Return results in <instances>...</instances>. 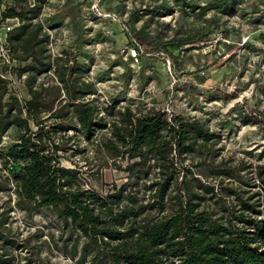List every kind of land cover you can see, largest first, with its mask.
<instances>
[{"label": "trees", "instance_id": "16d2710c", "mask_svg": "<svg viewBox=\"0 0 264 264\" xmlns=\"http://www.w3.org/2000/svg\"><path fill=\"white\" fill-rule=\"evenodd\" d=\"M238 1L210 0L201 7L188 0H159L152 8L131 13V18L135 23L146 16L159 21L173 10L168 7L173 3L190 19L197 11L203 16L215 12L203 27L227 34L222 20L234 15ZM44 4L14 0L0 13L5 25L19 20L11 31L5 30L8 57L0 59V145L16 129L14 142L0 150L1 170L15 188L18 206L54 210L77 233L73 258L83 240L79 264H264V208L255 200L261 194L251 192L256 184L244 181L235 168L220 170L226 164L215 165L219 134L199 119L169 118L162 110L138 117L125 108L110 125L93 97L98 94L95 83L80 80L84 68L75 58L51 55L41 19ZM146 32V27L135 31L136 44H144ZM179 37L175 32L170 43ZM196 39L170 45L178 49ZM153 40L156 47L161 44L156 33ZM12 72L25 77L27 99L13 92L8 76ZM225 97L235 100L238 94ZM104 112L109 113L108 108ZM71 121L88 142L110 125L111 138L102 147L126 161V182L99 192L85 184L79 169L61 164L72 141L66 134ZM195 155L199 160L192 168L214 167L215 176L238 181L246 189L238 191L221 180L218 192L207 175L199 178L186 166ZM256 176L264 186V167ZM232 198L236 206H228ZM7 221L0 219V264H20L12 254L17 242ZM24 260L36 264L31 256Z\"/></svg>", "mask_w": 264, "mask_h": 264}, {"label": "rangeland", "instance_id": "374dc122", "mask_svg": "<svg viewBox=\"0 0 264 264\" xmlns=\"http://www.w3.org/2000/svg\"><path fill=\"white\" fill-rule=\"evenodd\" d=\"M209 1L188 0L201 7ZM238 2L234 15L222 20L227 34L220 28L208 32L203 27L205 19L215 12L203 16V11H197L190 19L173 3L168 7L174 13L165 12L159 21L151 16L132 21L131 13L152 8L159 0H45L41 19L49 35L51 55L75 58L84 68L80 80L95 83L98 94L93 97L110 125L125 108L138 117L162 110L169 118L182 115L203 121L220 136L214 147L218 151L215 165L226 164L220 170L235 168L244 181L256 184L251 192L261 194L255 200L261 201L263 209L264 186L256 173L264 167V37L254 35L250 43L242 45L244 36L255 31L253 16L260 11L262 1ZM13 4L14 0H3L0 13ZM4 23L0 15V59L8 57L1 48L6 38ZM141 27L147 32L144 44L138 45L134 36ZM175 32L180 37L173 46L186 38H197L192 40L197 43L174 49L170 40ZM155 33L161 40L157 47ZM133 49L139 53L138 63L130 59ZM8 76L15 86L13 92L27 99L25 77L19 78L14 72ZM226 94H238V98L228 100ZM105 108L111 115L104 112ZM110 125L109 130L97 132L88 142L77 132L76 121H71L66 134L72 141L61 159L63 166L79 169L85 184L99 192L127 180L122 172L126 161L102 147L111 138ZM15 136L16 129H11L0 150L12 144ZM198 160L199 155H195L185 164L197 177L207 175V182L218 192L221 180L238 191L246 189L238 181L215 176L214 167L192 168ZM1 167L0 160V219L8 218L6 227L17 242L12 254L19 257L20 264L26 263V256L36 264H79L83 240L73 258L77 233L66 227L54 210L18 206L15 188L6 181L7 174ZM236 204L232 198L228 206Z\"/></svg>", "mask_w": 264, "mask_h": 264}, {"label": "built area", "instance_id": "2783aa9c", "mask_svg": "<svg viewBox=\"0 0 264 264\" xmlns=\"http://www.w3.org/2000/svg\"><path fill=\"white\" fill-rule=\"evenodd\" d=\"M261 1L262 2L260 5V11H257L253 16V17H255L254 21H253L255 31L249 35L244 36V38L242 40V45H246V44L250 43L251 37L254 35L264 37V0H261ZM17 25H19V20L13 19V20H10L6 23V25L4 26V29L7 32H9ZM1 48H3L2 51H8V49H7L8 46L6 44H5V46L3 45ZM131 56H132L133 60L138 63V56H137L136 51L132 50Z\"/></svg>", "mask_w": 264, "mask_h": 264}]
</instances>
